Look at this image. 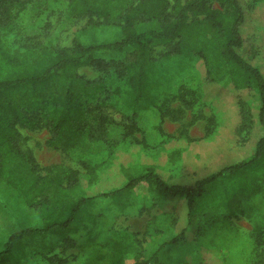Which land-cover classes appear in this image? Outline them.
Returning a JSON list of instances; mask_svg holds the SVG:
<instances>
[{"label": "rangeland", "instance_id": "rangeland-1", "mask_svg": "<svg viewBox=\"0 0 264 264\" xmlns=\"http://www.w3.org/2000/svg\"><path fill=\"white\" fill-rule=\"evenodd\" d=\"M69 1L30 0L17 14L15 28L0 30L3 47L13 55H21L31 46L70 50L75 39L89 44L119 37V25L105 22L101 17H95L96 22L90 23L88 16H75L69 11ZM241 1L248 11L245 33L249 40L244 55L264 66V0ZM200 19V31L214 36L216 29L209 28L203 17ZM159 25L157 20H152L140 22L138 27ZM178 46V40L153 44L146 94L138 103L132 98L127 76L119 74L121 66L117 63L133 61L132 49L108 53L106 58L111 61V66L106 71L91 66L78 69L89 82L83 100L98 106L110 118L105 140L90 139L85 135L75 146L65 149L50 144V133L45 126L36 129L19 127L22 145L34 153L41 166V175H51L58 167L74 169L78 172V185L72 195L94 197L89 213L93 218L97 215V219L82 231L81 245L61 244L50 254L67 258L68 261L62 264H110V255L118 247L112 242L118 239H128L130 244L129 251L123 256V264H134L137 259L171 264L165 250L178 247L184 238H175L173 216L166 212L152 215L150 210L144 211L143 201L144 205L145 202L149 204L152 196L146 183L121 198L107 197L104 193L123 187L128 182L126 172L137 175L149 165L170 182L193 183L225 164L248 159L254 153L260 137L256 138L254 118L251 120L249 114H244L247 126L240 130L237 128L241 116L234 130H229L228 124L232 120V108L239 111L238 97L250 100L253 91L239 90L230 84L231 95L226 87L214 95L210 90L214 84L206 83L210 64L195 51H177ZM212 52L207 51V54ZM181 94L189 104L180 99ZM129 126L133 127L132 133L125 135ZM236 181L237 178L231 182ZM124 202L128 205L122 209ZM212 202L209 196L206 202L203 201L206 212L199 222L201 225L207 223L208 227H213L212 223L225 224L224 234L217 226L205 231H211L214 237L222 234L225 243L222 248L231 254L225 253L223 263L264 264V242L257 241L254 226L264 224V184L261 183L260 190L250 199L236 198L233 210L225 206L216 211ZM43 223L39 210L29 206L13 188L0 182V249L9 234ZM233 224L240 228L233 229ZM201 232L195 234L197 239ZM187 236H193V233L189 232ZM54 238L51 235L41 242L46 245ZM96 240L107 246L98 249ZM20 246L27 253L26 264H61L52 263L35 252L36 242L32 238L22 240L18 248L15 247L14 262H17Z\"/></svg>", "mask_w": 264, "mask_h": 264}, {"label": "trees", "instance_id": "trees-1", "mask_svg": "<svg viewBox=\"0 0 264 264\" xmlns=\"http://www.w3.org/2000/svg\"><path fill=\"white\" fill-rule=\"evenodd\" d=\"M29 1L0 0V30L15 28L17 14ZM215 2L218 6H214ZM68 8L75 16H88L90 23L96 22L95 17L113 22L121 27V32L118 38L99 43L85 44L75 39L70 50L31 46L21 55H13L0 41V182L13 188L29 206L39 210L44 222L42 226L9 234L0 249V264H26L25 249L19 247L17 262H14V250L28 238L36 242L35 252L52 263H66L67 258L50 254L61 244L80 246L82 231L96 221L97 215L93 218L89 213L94 197L72 195L78 185V172L58 167L51 175H41V166L34 153L22 145L19 127L36 129L45 126L50 133V144L65 149L75 146L85 135L90 139L105 140L110 118L98 106L83 100L89 82L78 69L91 66L100 71L108 70L111 61L106 56L111 52L132 49L133 61L117 63L121 66L119 74L127 76L132 98L138 103L146 94L153 44L178 40L177 51H195L210 64L206 83L214 84L210 87L214 95L228 84L239 90L253 91L250 100L238 97L242 121L237 129L247 126L244 114H249L250 119L254 118L256 138L260 137L248 159L225 164L193 183L170 182L149 165L137 175L126 172L128 182L104 193L105 196L121 198L146 183L147 191L152 194L149 209L170 197L183 201L184 206L176 205L183 213L176 221L186 225L176 231L175 238L179 236L186 240L188 232H200L199 219L206 212L202 205L208 196L213 199L216 211L225 206L233 210L236 198L241 196L248 200L260 190L261 183L264 184V66L244 55L249 40L245 33L248 11L241 0H70ZM200 17L209 28L216 29L214 36L200 31ZM152 20H157L160 25L138 27L140 22ZM207 51H213L214 57ZM180 99L189 104L183 94ZM132 126L127 128L125 135L132 133ZM235 178L237 181L231 182ZM127 205L124 202L121 208ZM254 226L257 241L264 242V224ZM51 235L56 238L44 245L41 240ZM104 237L107 239L108 236ZM112 243L118 247L110 255V264H123V256L130 249L128 239ZM105 246L100 242L98 249ZM142 263L145 262L137 259L134 264Z\"/></svg>", "mask_w": 264, "mask_h": 264}, {"label": "crops", "instance_id": "crops-1", "mask_svg": "<svg viewBox=\"0 0 264 264\" xmlns=\"http://www.w3.org/2000/svg\"><path fill=\"white\" fill-rule=\"evenodd\" d=\"M226 88L229 89L228 93L229 95H231L232 88L230 84L226 86ZM230 114L232 120L228 122V124L230 125L229 130H234L240 122L239 111H237L235 107H233ZM179 204L184 206L183 201L178 202L176 198L170 197L168 199H164L163 202H159L156 206L152 205L150 209H149V204L145 202V205L143 206H145L146 209L143 210L144 211L150 210L152 215H158L161 214L162 212H166L167 214H169V216H173L175 222L174 235H176V231L184 228V226L186 225V223L184 224L183 222H179L178 224L176 221L177 216L183 215V213L180 212L179 207L176 206ZM199 225H200V231H202L200 235V239H197L195 234L193 233V236L190 237L187 236L186 240L182 242L183 244L180 243L178 247L169 248L165 250L167 252L166 254L170 256L169 259L171 264H224L223 260L225 253L227 255H231L229 250H224L222 248L223 246H225V243L223 242L221 237L222 234L218 235L217 237H214L211 231L205 233L207 229L213 230L214 226H217L218 229H220L221 232L224 234L223 232L225 226L224 223H212L211 226L213 227L210 226L208 227L207 223H203L202 225L201 224ZM232 228L237 229L240 227L238 226L237 228H235L233 224ZM232 243L235 244L236 241L232 240ZM232 243L230 245H232Z\"/></svg>", "mask_w": 264, "mask_h": 264}, {"label": "built area", "instance_id": "built-area-1", "mask_svg": "<svg viewBox=\"0 0 264 264\" xmlns=\"http://www.w3.org/2000/svg\"><path fill=\"white\" fill-rule=\"evenodd\" d=\"M142 264H154V263L149 261V262H145V263H142Z\"/></svg>", "mask_w": 264, "mask_h": 264}]
</instances>
